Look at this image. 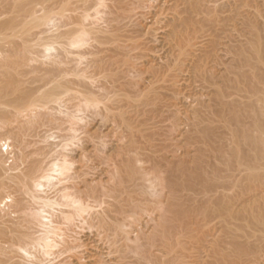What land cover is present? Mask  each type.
Here are the masks:
<instances>
[{"label": "bare ground", "instance_id": "bare-ground-1", "mask_svg": "<svg viewBox=\"0 0 264 264\" xmlns=\"http://www.w3.org/2000/svg\"><path fill=\"white\" fill-rule=\"evenodd\" d=\"M134 1L0 0V264H264V0Z\"/></svg>", "mask_w": 264, "mask_h": 264}, {"label": "rangeland", "instance_id": "rangeland-1", "mask_svg": "<svg viewBox=\"0 0 264 264\" xmlns=\"http://www.w3.org/2000/svg\"><path fill=\"white\" fill-rule=\"evenodd\" d=\"M133 1V0H132ZM135 1H137V0H135ZM134 1V2H135ZM151 3H150V2ZM145 0V1H143V0H138L135 4H134V6L132 7V6H130L129 7V9H128V11L129 10H131L132 9V11H129V13L131 14V15H133L131 18H132V21L134 22V21H136L135 23H138V22H140L141 23V28H143V34H144V37H146L145 39L143 38V40H145V41H149L150 40V38H151V40L152 39H154V37H156L155 39H156V42L155 43H151V45L152 44H154L153 45V47H154V49L156 50V53H157V56H156V53L155 54H153L154 55V57H157V59L159 58L160 59V57H162V56H164L163 54H165V51H166V48H165V46H164V43H163V30H165L166 29V27L164 26V25H166V23H167V20H169V17H171L170 15H172V13H170L171 12V6L172 5H170V3H172V2H174L175 0H171L170 2H168L167 0H153V1H151V0ZM158 3H157V2ZM212 1V0H211ZM140 2H142V3H140ZM154 2V3H153ZM220 2V3H219ZM222 2V3H221ZM225 2H226V0L224 1V0H216L215 2L213 1V5H217L218 3V6L219 5H223V4H225ZM139 4H141V5H139ZM143 4V5H142ZM159 4V6H157ZM173 4V3H172ZM135 5L137 6V7H135ZM161 5V6H160ZM163 5V6H162ZM170 7H169V6ZM139 6V7H138ZM143 6V7H142ZM169 7V8H166V7ZM159 9H158V8ZM166 9H165V8ZM135 9V10H134ZM165 11H164V10ZM167 9H168V12H167ZM127 11V12H128ZM163 11V12H162ZM159 12H160V15H159ZM173 12V11H172ZM129 13H127V15L129 14ZM158 13V14H157ZM164 13H166V14H164ZM169 13V14H168ZM128 15L129 16V18H130V16L131 15ZM166 16H164V15ZM167 16H168V18H167ZM227 16V15H226ZM135 19V20H134ZM161 20H162V22H161ZM162 23V24H161ZM165 23V24H164ZM165 27V28H164ZM163 29L162 31H161V29ZM215 30H213V29H210V27H207V28H205L204 29V33L202 34L203 36H204V38H206V39H210V37L212 38V37H214V34H216V31H218V35H220V37L223 39V36L224 37H228V35L231 37V34H232V36H233V34H234V37L236 36V34L237 33H234V31L232 30V28H230V27H228V29L227 28H225V33L228 31V33H223V32H221V30H220V28L221 27H218V26H216V27H213ZM216 28H218V29H216ZM210 31H209V30ZM229 29L233 32H231V31H229ZM148 30V31H147ZM207 32H206V31ZM212 30V31H211ZM213 31H215V33L213 32ZM147 32H149V33H147ZM161 32V33H160ZM213 35H212V34ZM222 33V34H221ZM146 34V35H145ZM155 36H154V35ZM216 34V35H217ZM228 34V35H227ZM148 35V36H147ZM152 35V36H151ZM210 35H212V36H210ZM154 36V37H153ZM206 36V37H205ZM150 37V38H149ZM153 37V38H152ZM163 43V44H162ZM164 46V47H163ZM154 50V51H155ZM138 51V52H137ZM136 52L137 53H139L140 51H139V49L137 50ZM158 51V52H157ZM164 51V52H163ZM158 55H160L159 57H158ZM158 60H156V62H157ZM185 77L187 78V79H185L186 81H188V76L187 75H185ZM184 77V78H185ZM185 80H184V82H185ZM183 81H181V83H180V87H179V89L181 88V90H183L184 89V91L182 92V94L184 93V92H188L187 90V88L185 87L186 86V84L185 83H187V82H185L184 83ZM183 83H184V86H183ZM182 85V86H181ZM196 86H199L200 84L199 83H197V84H195ZM183 88V89H182ZM187 90H186V89ZM184 94H187V93H184ZM183 94V95H184ZM182 98V97H181ZM187 101V102H186ZM189 103H190V99H184L183 100V98H182V102H181V104H180V107H179V105L177 106V108L180 110V112H182L183 113V109H184V107L185 106H187V105H189ZM185 105V106H184ZM182 106V107H181ZM174 107H172V108H170L171 110H173V111H175V110H177V109H173ZM169 110V109H168ZM165 111V110H164ZM168 112H170V110L168 111ZM167 111H165V113L164 112H160V113H158L157 115H156V119L158 120V121H156V119H155V121L157 122V128H159L160 126L161 127H164V124H167L170 120H164V117H167L166 115H169V113H168ZM179 112V114L181 115H179V117L180 118H184V113L183 114H181ZM162 113H164L165 114V116H164V114H163V116L161 115ZM168 113V114H167ZM158 116V117H157ZM183 116V117H182ZM162 117V118H161ZM163 119V120H162ZM160 121V122H159ZM165 121V122H164ZM168 121V122H167ZM171 121H172V119H171ZM162 122V123H161ZM163 126H162V125ZM169 124V125H168ZM167 125H165V126H170V124H171V122H169Z\"/></svg>", "mask_w": 264, "mask_h": 264}]
</instances>
